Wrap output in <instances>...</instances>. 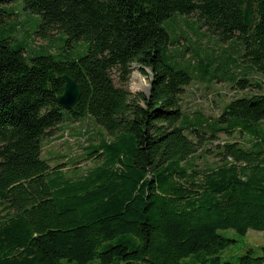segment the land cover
<instances>
[{"label":"trees","instance_id":"obj_1","mask_svg":"<svg viewBox=\"0 0 264 264\" xmlns=\"http://www.w3.org/2000/svg\"><path fill=\"white\" fill-rule=\"evenodd\" d=\"M16 1L0 0V264H264V246L219 258L235 243L220 231H264V94L249 93L263 89L264 0L250 28L247 0H20L40 18L33 37L6 34ZM192 15L202 38L239 48V62L222 52L234 67L213 81L232 78L242 96L217 116L181 104L193 79L215 85L208 65L222 62L163 27ZM28 38L50 43L26 51ZM133 65L148 97L125 88ZM61 75L79 85L73 110L57 102ZM85 118L103 132L84 137L94 166L73 178L42 158L43 142ZM234 134L245 141L202 149ZM202 150L213 166L197 163Z\"/></svg>","mask_w":264,"mask_h":264},{"label":"rangeland","instance_id":"obj_2","mask_svg":"<svg viewBox=\"0 0 264 264\" xmlns=\"http://www.w3.org/2000/svg\"><path fill=\"white\" fill-rule=\"evenodd\" d=\"M6 7L12 9L13 15L11 16V25L12 27H15L14 30L9 28L6 31V34L10 36H12V34L21 36L23 32L22 28L24 27V29L29 31L30 36L33 37L32 33L36 30V27L40 22V18L21 10L22 2L20 0L7 5ZM194 19L195 16L193 15L187 19H184V17L182 19L181 16L178 18H171L163 23V27L169 34L172 41L177 39V35H181L182 37L186 38V40L179 41V46L184 45L194 48V43L196 41V45L202 47L204 55H208V58L205 60L207 63L211 61V58L213 57L220 58L219 60H216V62L224 60L225 56L222 53L223 51L230 53L232 58L235 59L236 62H239V52L236 49L238 48L236 47L237 41H228L226 44H221L218 43L213 37L202 38L201 34L198 32L197 25H194L192 22ZM14 31H16V33ZM200 32H202V30ZM53 36H55V34L52 35L51 38ZM26 40L28 41L25 42L26 51H30L31 46H46L50 43L48 41H44L41 38H35L34 41H29V38ZM54 45L55 44H53V47H55ZM82 45V50L85 51L86 44L84 43ZM197 58V56L192 55L190 59L185 60L183 67L180 68L187 69L191 75L192 70L190 67H188L190 65L186 64L190 60L195 62ZM212 63L208 65V79H210L209 82H213L215 85H208L207 83L193 79L192 82L185 88L184 93L181 95V104L183 108H191L193 111L200 109L207 115L217 116L220 114L221 109L226 102L230 101L232 98H238L242 96L241 93L231 95L233 84H235V81L232 78H224L223 82L220 84L213 81L214 79H221L225 64L228 63L231 64V67H234L233 62H217V64L220 65L219 67L213 66ZM146 71L149 73V70ZM130 72L129 81L125 85V88H127L132 94L145 92L147 86L149 85V77L142 74L135 65L131 67ZM112 74L116 84L119 85L117 74L115 72ZM239 75H242V73ZM193 77L195 78V76ZM142 85L145 87L144 89L141 87ZM262 85V90L249 93L264 94V82ZM99 132L103 131L89 118H85L73 125H64L63 134L59 132L57 133L56 137L47 139L43 142L42 158L46 159L49 165L52 167L61 165L62 171H66L69 177L74 178L81 174L83 175L89 168L94 166L93 160H83L82 158L81 150L87 146V143L84 141V137L89 136L90 138L96 139ZM235 140L240 142L245 141V139L240 137L238 134H234L230 138L221 135L218 141H215L211 145H206L204 147L202 146V149H208L209 146L211 147L210 149H212L213 146L218 143ZM203 150L197 152L196 154L197 163L200 166H213L215 164L216 158L212 152L203 153ZM220 234L223 237L231 238L235 241L234 244L227 246L219 253V258L221 261L236 262L237 258L243 254L246 248H258L260 246H264V231H249L246 236H239L233 230H223L220 231ZM192 259H194L193 256L188 257L184 259L182 263H187ZM62 264L75 263H69L63 260ZM90 264H98V260H94Z\"/></svg>","mask_w":264,"mask_h":264},{"label":"water","instance_id":"obj_3","mask_svg":"<svg viewBox=\"0 0 264 264\" xmlns=\"http://www.w3.org/2000/svg\"><path fill=\"white\" fill-rule=\"evenodd\" d=\"M252 9L253 0H247L243 9V24L244 26L250 28L252 26ZM59 79L63 83V91L57 96L58 104L65 110H73L77 107L80 98V88L79 85L68 75H61ZM147 97L150 94V85L147 86L145 92H143Z\"/></svg>","mask_w":264,"mask_h":264},{"label":"bare ground","instance_id":"obj_4","mask_svg":"<svg viewBox=\"0 0 264 264\" xmlns=\"http://www.w3.org/2000/svg\"><path fill=\"white\" fill-rule=\"evenodd\" d=\"M141 87H142L143 89L145 88L143 85H142ZM141 87H140V88H141Z\"/></svg>","mask_w":264,"mask_h":264},{"label":"crops","instance_id":"obj_5","mask_svg":"<svg viewBox=\"0 0 264 264\" xmlns=\"http://www.w3.org/2000/svg\"><path fill=\"white\" fill-rule=\"evenodd\" d=\"M220 84V83H219ZM209 85V84H208ZM211 85H213V84H211Z\"/></svg>","mask_w":264,"mask_h":264}]
</instances>
